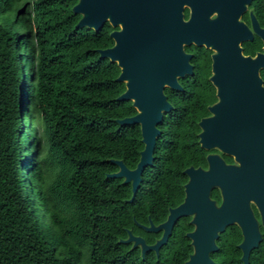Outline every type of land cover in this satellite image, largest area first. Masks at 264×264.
<instances>
[{"label": "trees", "instance_id": "16d2710c", "mask_svg": "<svg viewBox=\"0 0 264 264\" xmlns=\"http://www.w3.org/2000/svg\"><path fill=\"white\" fill-rule=\"evenodd\" d=\"M76 0H0V264H184L192 252L181 217L158 255L141 256L125 243L127 230L152 244L161 232L139 225L166 219L184 198L183 170L205 166L198 121L214 89L195 59L181 91H167L172 109L157 125L153 162L131 184L107 173L121 159L134 168L143 148L138 124L116 119L136 113L116 100L114 62L96 49L112 44L100 31L75 28ZM194 62V60L192 61ZM235 226L216 239L217 264H242ZM249 264H264L254 249Z\"/></svg>", "mask_w": 264, "mask_h": 264}, {"label": "water", "instance_id": "95a60500", "mask_svg": "<svg viewBox=\"0 0 264 264\" xmlns=\"http://www.w3.org/2000/svg\"><path fill=\"white\" fill-rule=\"evenodd\" d=\"M151 0H77L71 7L80 15L75 28L87 27L98 31L108 18L112 25L121 23L119 31H112L114 45L96 49L99 57L115 62L120 73L117 82L125 83V90L116 100H129L136 113L116 119L119 124H138L143 148L134 168H128L121 159H110L118 169L107 173L111 178H123L131 184V201L140 185L142 172L151 165L158 124L163 114L172 109L164 88L180 90L178 77L192 74L191 54L184 52L182 43L204 45L214 49L211 55L210 81L216 87L217 101L207 107L209 116L198 121V143L205 150L214 145L231 153L238 165H225L219 156L207 154V168L192 165L183 173L188 180L183 185L181 203L168 209L166 219L154 224L149 220L146 231L161 232L160 238L148 244L140 235L127 230L125 243L139 246L141 256L152 250L158 255L174 224L184 216L191 217L193 229L186 232L192 252L184 264H215L210 254L217 250L216 239L228 225L237 224L242 240L243 264H249L250 251L262 239L257 221L252 214V200L262 214L264 224V88L259 86L257 70L264 66V54L254 58L243 56L238 45L241 38H195L208 36L211 30L202 22V30L186 27L190 38H178V0H168V25L161 18ZM193 19V10L191 14ZM203 19V17L201 18ZM217 186L221 203L211 198Z\"/></svg>", "mask_w": 264, "mask_h": 264}, {"label": "flooded vegetation", "instance_id": "af4514ba", "mask_svg": "<svg viewBox=\"0 0 264 264\" xmlns=\"http://www.w3.org/2000/svg\"><path fill=\"white\" fill-rule=\"evenodd\" d=\"M150 4H151V7L153 6L156 7V11L159 12L161 18L163 17L166 18V20L162 22V24L168 25L169 23L167 19L168 14H169L168 0H151ZM192 10H193L194 22L191 19ZM177 11H178V17H179L178 26H179V32H180L178 38H190V37H187L186 35V27H194L199 33L202 30V28H204L200 26V24L204 21L206 22L205 25L210 28L211 34L208 36H203L199 34L195 38H241L239 39L238 45L241 48V54L243 56H249L251 58H254L258 53L264 54V0H178ZM202 17L203 19H201ZM120 29H121L120 22H118L115 25H112L110 21L108 20V18L103 22L101 28L98 31L101 32L103 37L110 38L112 40V44L104 48L111 47L114 45V40L112 39L113 37L110 36V33L112 31H119ZM182 46H183L184 52L192 55L189 60V62L192 64V74L185 75L184 77H178V82L182 87L180 90H174L169 87H165L164 93L167 96L166 92L169 90L170 91L183 90L185 78L191 77L194 73V67L196 64L195 59H197V57L198 58L200 57L201 59L202 56H204L205 58L207 57L210 58L209 68L204 69L203 71L206 72L205 79L210 82L211 86L214 89L215 100L209 104V105H212L218 100L216 97V87L210 81V76L212 75L211 55L214 53V49L206 47L203 44L197 45L194 42H191L190 44H186L185 42H183ZM193 60L194 62H192ZM117 68H118V74H119L120 68L118 66ZM257 78L259 79V86L264 88V66H260L258 68ZM120 83H123L125 87L124 82H120ZM170 104L172 105L171 102ZM209 115L210 113L206 116H209ZM207 154L219 156L223 160L225 165H238L239 164V162L235 159V156L233 154L222 151L216 145L211 147V149L207 150L206 155ZM206 155H205V160H206ZM201 167L206 169L207 162L205 166H201ZM211 198L215 201L217 205L221 203V193H220V189L217 186L212 188ZM249 205L252 210V214L257 221L258 230L262 237V239L258 243V246L253 248L250 251V254L254 249H257V248L261 252V254H264V224L262 221V214L259 208L254 203V201L250 200ZM184 217H189V216H184ZM189 218L191 219V217ZM148 224L147 225L140 224L139 226L145 230V228H143L142 226L145 227V226H148ZM231 226H235L240 231L241 239L235 245L240 250V260H241L242 251L238 247L239 243L242 240L241 229L239 228L237 224L234 223V224L228 225L223 232H225L226 229ZM223 232H221L220 234H222ZM249 259H250V255H249ZM213 261L215 262V260ZM215 264L217 263L215 262Z\"/></svg>", "mask_w": 264, "mask_h": 264}]
</instances>
